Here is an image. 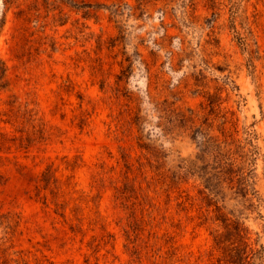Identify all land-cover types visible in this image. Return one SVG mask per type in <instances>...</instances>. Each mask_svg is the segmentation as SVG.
I'll use <instances>...</instances> for the list:
<instances>
[{
	"label": "rangeland",
	"instance_id": "rangeland-1",
	"mask_svg": "<svg viewBox=\"0 0 264 264\" xmlns=\"http://www.w3.org/2000/svg\"><path fill=\"white\" fill-rule=\"evenodd\" d=\"M0 264H264V0H0Z\"/></svg>",
	"mask_w": 264,
	"mask_h": 264
},
{
	"label": "trees",
	"instance_id": "trees-1",
	"mask_svg": "<svg viewBox=\"0 0 264 264\" xmlns=\"http://www.w3.org/2000/svg\"><path fill=\"white\" fill-rule=\"evenodd\" d=\"M3 1H4L5 6H8L12 4L14 0H3ZM4 24H5V17L0 20V30L3 28Z\"/></svg>",
	"mask_w": 264,
	"mask_h": 264
}]
</instances>
